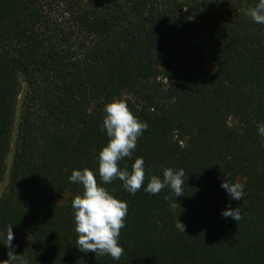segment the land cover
I'll use <instances>...</instances> for the list:
<instances>
[{
  "label": "trees",
  "instance_id": "obj_1",
  "mask_svg": "<svg viewBox=\"0 0 264 264\" xmlns=\"http://www.w3.org/2000/svg\"><path fill=\"white\" fill-rule=\"evenodd\" d=\"M257 2L0 0V264H264V24L246 15ZM113 100L148 124L120 162L143 158L141 189L104 185L128 206L119 261L79 251L83 189L68 179L98 168ZM165 168L185 171L175 212L170 189L143 190ZM229 205L238 222L221 215Z\"/></svg>",
  "mask_w": 264,
  "mask_h": 264
},
{
  "label": "clouds",
  "instance_id": "obj_2",
  "mask_svg": "<svg viewBox=\"0 0 264 264\" xmlns=\"http://www.w3.org/2000/svg\"><path fill=\"white\" fill-rule=\"evenodd\" d=\"M246 15L254 23L264 24V0H258L254 7L248 9ZM103 111L105 116L100 125V132L106 134L108 141L98 154V168L95 171L88 168L74 169L68 179L82 186L83 189L82 195L72 200L75 232L78 237L76 246L79 251L85 254L92 252L96 256L108 255L113 260L119 261L124 252L119 237L121 229L126 226L128 206L126 201L116 198L104 185L118 179L123 189L131 195H135L141 189L145 181L143 158L135 159L131 171L127 168L122 169L120 162L125 158L132 159L138 139L147 131L148 124L140 121L121 100H113L105 104ZM256 128L264 144V121L257 122ZM184 176L183 168H165L162 178L152 175L143 190L150 195H158L162 189H170L171 195L166 196L165 200L170 210L175 212L179 204L177 198L184 196ZM221 188L226 191L230 201L243 200L244 189L241 184L233 183L231 179H224ZM221 215L236 222L242 219L241 208L233 209L230 205L226 210H222ZM175 228L186 234V226L180 219L176 222ZM3 239L6 240L4 245L11 248L14 240L12 227L7 229ZM8 260L9 264H18V262L28 264V261L20 259L19 255Z\"/></svg>",
  "mask_w": 264,
  "mask_h": 264
},
{
  "label": "rangeland",
  "instance_id": "obj_3",
  "mask_svg": "<svg viewBox=\"0 0 264 264\" xmlns=\"http://www.w3.org/2000/svg\"><path fill=\"white\" fill-rule=\"evenodd\" d=\"M14 152V147L11 149V156H12V153ZM9 157V164L11 163L10 162V158H12V157ZM6 183H7V179L1 184V186H0V194H1V192H2V190H3V188H4V186H6Z\"/></svg>",
  "mask_w": 264,
  "mask_h": 264
}]
</instances>
